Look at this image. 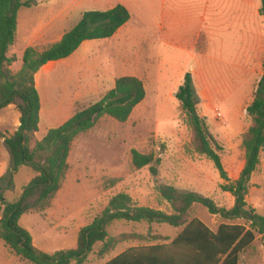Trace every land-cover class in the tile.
I'll return each instance as SVG.
<instances>
[{"label":"trees","instance_id":"trees-1","mask_svg":"<svg viewBox=\"0 0 264 264\" xmlns=\"http://www.w3.org/2000/svg\"><path fill=\"white\" fill-rule=\"evenodd\" d=\"M22 0H0V111L14 104L21 113V124L5 144L11 154V166L0 177V240L17 256L32 264H85L97 243L103 245V256L118 243L140 238L137 233L111 236L109 227L116 221L168 223L180 227L174 237H155L163 242L136 245L120 253L105 264H240L241 254L261 235L264 245V214L249 203L247 196L253 175L259 170L264 152V74L257 86L254 99L247 107L252 124L243 135L245 165L235 180H231L224 166L221 142L211 132L206 117L199 111L200 98L191 72H187L176 98L185 111L192 130V145L200 155L209 158L226 182L221 185L234 197L227 208L199 192L181 190L174 185L158 183L156 189L171 207L170 212L140 205L127 192L114 194L107 206L90 223L83 226L73 248L53 253L39 249L31 232L21 225V218L30 212L44 211L62 187L68 170V158L74 140L93 129L98 121L109 116L125 123L147 91L142 79L121 76L115 86L94 104L76 111L64 124L50 129L39 140L41 95L36 86V73L46 64L71 56L86 40L112 37L131 19L126 6L118 4L108 10H89L63 38L45 50L28 47L22 56V67L15 72L12 66L18 57L10 54L18 27L19 10L29 6ZM261 13L264 15V0ZM160 162L153 153L132 150V163L137 169ZM23 166H29L35 176L24 187L20 197L10 201L6 192L15 189V176ZM195 204L205 206L223 222L213 230L199 217H191ZM243 220V222H237Z\"/></svg>","mask_w":264,"mask_h":264},{"label":"rangeland","instance_id":"rangeland-1","mask_svg":"<svg viewBox=\"0 0 264 264\" xmlns=\"http://www.w3.org/2000/svg\"><path fill=\"white\" fill-rule=\"evenodd\" d=\"M62 1L69 2V0ZM180 1L188 3L190 0ZM41 4H44L43 0ZM144 5L142 1L135 3L136 21L139 14L146 11ZM152 20L146 21L140 18L138 29L152 30L151 22L154 23L156 19ZM238 37L230 36L229 38L232 44L227 55L230 58L235 59V55L240 51L237 50L240 44ZM128 39L121 40V44L117 42V45L121 47V54L111 61L109 57L114 53V46H111L114 41L97 40H104L99 44L103 46L98 47L99 42H97L93 48L94 56L87 57L89 59L85 63L89 61L90 66L94 67L91 70L92 74L103 75L110 69L111 74H108L107 78L111 81L123 75L140 77L145 83L148 96L141 103V107L135 109L127 122L122 123L104 116L93 129L81 133L72 144L69 170L52 205L44 211L31 212L21 218L20 223L31 232L34 244L45 252L53 253L60 249L75 247L80 229L100 214L110 198L119 192L129 193L140 205L168 212L172 211L171 207L158 193L156 189L158 183H167L181 190L199 192L227 208L234 204L232 194L221 188L226 181L221 178L214 163L194 150L193 134L187 115L175 97L179 84L176 82L178 76L174 74L180 73L181 67L185 65L190 67L195 65L193 57L187 51L169 47L164 55L167 59L157 58L156 51L159 47L149 38L135 37L134 44L127 42ZM197 46L200 52H204L208 47V39L204 34L198 39ZM18 51L20 53L19 49ZM85 57L77 55L67 62L69 65H74L80 63ZM17 63L12 66L15 72L18 69ZM262 69L263 61L259 60L249 77L250 92L242 107H240L242 91L237 90L239 83H236V76L232 69L224 70V74L215 75L217 68L214 67L210 74V78H214L218 84H222V87L234 89L227 92L226 98L218 97L219 109L209 108L210 103L205 93L197 89L202 97L199 111L202 116L207 117L211 132L224 147L221 156L231 180L239 177L245 165L243 135L252 124V117L245 112V108L253 100ZM86 73L85 71L83 75ZM78 75L75 71L66 74L65 77L57 71L49 74L47 81L52 90L54 103L64 100L68 103V99L77 93L82 85ZM56 82L61 84L56 85ZM66 95H69L68 99H65ZM97 97L98 95L91 97L76 111L86 108L90 103H96ZM218 110L221 117L217 115ZM134 149L145 154L153 153L160 159L159 163L152 164L157 169V174H154L150 166L137 169L133 165L132 150ZM262 171H264V152L260 168L253 178L257 187L253 202L248 200L250 204L256 205L260 213L264 214ZM22 175H19L17 179L19 188ZM25 184L26 181L22 184L23 187ZM20 195L19 191L6 192V197L10 201L18 199ZM190 215L201 218L213 227L223 221L220 216L211 214L205 206L200 204H195L191 208ZM237 222H243V220H237ZM179 230L180 227H174L168 223L116 221L109 227L111 236L137 233L141 237L123 241V244L118 243L114 249L103 256L99 254L103 245L99 242L89 254L85 264H103L123 247L160 243L163 239L155 237L174 238ZM0 264L32 263L14 254L0 240ZM240 264H264V245L260 234H257L253 245L241 254Z\"/></svg>","mask_w":264,"mask_h":264},{"label":"crops","instance_id":"crops-1","mask_svg":"<svg viewBox=\"0 0 264 264\" xmlns=\"http://www.w3.org/2000/svg\"><path fill=\"white\" fill-rule=\"evenodd\" d=\"M22 1L30 2V5L24 6L19 10L15 42L10 49V54H15L19 59L16 71L20 70L22 56L28 47H34L40 51L45 50L59 42L66 32L76 26L84 12L89 10H108L118 4H123L130 11L131 19L112 37L105 39L114 41L111 45L114 46V53L109 57V61L117 59V55L121 54V47L117 45V42L121 44V40L126 38H129L127 42L130 44L136 42L135 37L149 38L150 41H153V44L159 47L156 51L157 58L167 59V56L164 55L167 53L169 47L187 51L193 57L195 65L181 67L180 73L174 74V76H178L176 82L180 87L186 73L191 72L196 91L200 89V91L205 93V97L210 103L209 108L217 107L218 109V97L226 98L227 92L234 89L224 88L214 78H210L214 67L217 68V74L215 75L224 74V70L229 69H232V72H234L236 83H239L237 90L242 91L240 107L246 102L250 92L249 77L252 74L254 65L259 60L263 61V69L260 72L258 84L264 74V15L261 13L262 0H188V3H183L180 0H69L67 3L62 0H43L44 4H41L42 0ZM139 1L145 3L146 11H143L142 14L138 13V21H136L135 13L137 12L135 11V3ZM139 17L146 21L156 19L154 23L151 22V26L153 27L150 28L152 30H139ZM202 34L208 39V47L204 52H200L197 46L198 39ZM230 36H239L238 42L240 44L237 50L240 51L235 55V59L227 55L232 44L229 39ZM97 40L99 39L84 41L71 56L50 62L36 73L35 81L41 95L42 104L39 131L36 134L39 140L50 129L64 124L76 113V109L82 106L81 104L89 101L91 97L98 95L97 101H99L107 91L115 86L116 79L121 77L114 78L112 81L108 79L107 75L111 74L110 69L103 75L91 73L94 67L90 66L89 61L85 62L89 59L87 57L94 56L93 48L97 42H99L98 47L103 46H99V44L104 40ZM233 42L236 41L233 40ZM77 55L86 57L80 63L69 65L67 60L73 59ZM56 71L63 77L74 71L79 74L78 77L82 85H80L74 96L70 98L69 95L65 96V99L69 98L68 103L65 100L54 103L52 100V90L49 87L47 78L49 74ZM85 71L87 73L83 75ZM180 77L182 78L180 79ZM60 84L61 82H56V85ZM198 92L197 94L200 98L199 105H201L202 97ZM147 96L148 93L145 99ZM141 103L136 108L141 107ZM90 105L91 103L86 107ZM245 112L248 113L247 108H245ZM217 115L221 117L219 110ZM20 118L21 113L14 104H10L0 111V177L6 174L12 161L11 154L5 144V139L18 130L21 124ZM19 175H22L20 188L17 183ZM262 175L264 178V171H262ZM34 176L35 172L29 166L21 167L15 176V189L11 192L17 193L19 191L22 194L24 187ZM254 176L252 177L250 191L247 196V199L251 202H253V195L257 189L253 182ZM25 181L26 184L23 187L22 184ZM260 189L262 188L260 187ZM253 206L255 207L256 205ZM209 226L213 230L218 228V226ZM121 243L123 244L124 242ZM133 246L136 245L123 247L110 259ZM110 259L104 261L103 264Z\"/></svg>","mask_w":264,"mask_h":264}]
</instances>
